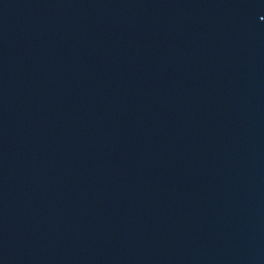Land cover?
Here are the masks:
<instances>
[{"label": "water", "instance_id": "1", "mask_svg": "<svg viewBox=\"0 0 264 264\" xmlns=\"http://www.w3.org/2000/svg\"><path fill=\"white\" fill-rule=\"evenodd\" d=\"M0 264H264V0H0Z\"/></svg>", "mask_w": 264, "mask_h": 264}]
</instances>
